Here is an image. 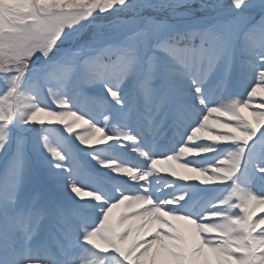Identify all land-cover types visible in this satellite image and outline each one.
I'll return each instance as SVG.
<instances>
[{
	"label": "snow or ice",
	"instance_id": "snow-or-ice-1",
	"mask_svg": "<svg viewBox=\"0 0 264 264\" xmlns=\"http://www.w3.org/2000/svg\"><path fill=\"white\" fill-rule=\"evenodd\" d=\"M0 264H264V0H0Z\"/></svg>",
	"mask_w": 264,
	"mask_h": 264
}]
</instances>
